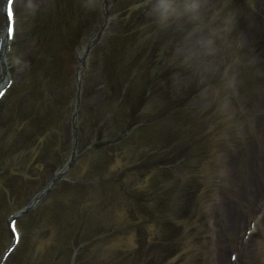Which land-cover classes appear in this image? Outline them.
<instances>
[{
	"label": "rangeland",
	"instance_id": "obj_1",
	"mask_svg": "<svg viewBox=\"0 0 264 264\" xmlns=\"http://www.w3.org/2000/svg\"><path fill=\"white\" fill-rule=\"evenodd\" d=\"M185 1H16L7 62L15 83L0 102V257L12 240L8 216L73 164L19 219L23 241L5 264H229L231 250L241 252L238 264H264V216L246 249L237 234L245 220L264 215V201L248 198V188L264 185V43L256 37L264 0ZM179 6L186 15L171 30ZM102 30L79 89L77 54ZM50 32L61 44L52 38L45 51ZM114 34L134 40L111 48ZM162 37L167 48L158 59L151 50ZM151 80L160 85L147 89ZM136 173L151 179L121 187L134 196L128 206L127 198L117 201L114 226L126 217L127 227L108 235V184ZM97 184L90 203L99 217L77 223L80 194ZM135 234L139 248L130 242Z\"/></svg>",
	"mask_w": 264,
	"mask_h": 264
},
{
	"label": "snow or ice",
	"instance_id": "obj_2",
	"mask_svg": "<svg viewBox=\"0 0 264 264\" xmlns=\"http://www.w3.org/2000/svg\"><path fill=\"white\" fill-rule=\"evenodd\" d=\"M5 2H6L8 17L12 20V23L7 25V32L9 34L15 35L14 13H13L12 6H11L12 0H5ZM0 95H3V93L0 92Z\"/></svg>",
	"mask_w": 264,
	"mask_h": 264
},
{
	"label": "bare ground",
	"instance_id": "obj_3",
	"mask_svg": "<svg viewBox=\"0 0 264 264\" xmlns=\"http://www.w3.org/2000/svg\"><path fill=\"white\" fill-rule=\"evenodd\" d=\"M15 3H16V1H15ZM6 21L7 20H5L4 21V23H6ZM3 32L4 31H2V34H3ZM1 34V39H2V49H1V52H0V55H2L3 53H4V51H5V46L7 45L8 46V44H9V42H8V39H7V37L6 38H4V36ZM7 80H8V78H7ZM252 220V219H251ZM255 221V219L254 220H252V222H254ZM256 222V221H255ZM252 226V225H251ZM256 226H254V227H250L251 229L252 228H255Z\"/></svg>",
	"mask_w": 264,
	"mask_h": 264
}]
</instances>
